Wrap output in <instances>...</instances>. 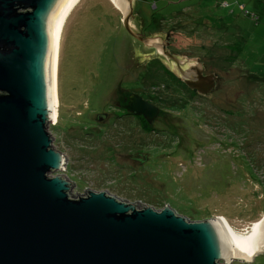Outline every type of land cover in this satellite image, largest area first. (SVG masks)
<instances>
[{
    "label": "rangeland",
    "instance_id": "rangeland-1",
    "mask_svg": "<svg viewBox=\"0 0 264 264\" xmlns=\"http://www.w3.org/2000/svg\"><path fill=\"white\" fill-rule=\"evenodd\" d=\"M77 3L61 36L57 119L48 124L64 169L49 176H65L71 198L104 190L249 231L264 216V107L249 105L255 83L245 74H264V0H133L127 23L146 43L128 34L111 0ZM165 43L182 65L199 60L214 72L207 97L167 73ZM254 86L264 104V80ZM131 94L159 108L150 122L124 109ZM229 264H264V252Z\"/></svg>",
    "mask_w": 264,
    "mask_h": 264
},
{
    "label": "water",
    "instance_id": "water-1",
    "mask_svg": "<svg viewBox=\"0 0 264 264\" xmlns=\"http://www.w3.org/2000/svg\"><path fill=\"white\" fill-rule=\"evenodd\" d=\"M68 1L0 0V264L251 263L264 252V216L238 233L221 217L191 222L167 205L139 208L104 190L71 198L70 181L49 176L63 164L48 131L54 116L50 38ZM127 2L123 27L146 43L128 26ZM165 47L163 54L178 63ZM200 80L206 95L216 75L200 73L187 85L198 87ZM128 104L148 122L159 112L138 94Z\"/></svg>",
    "mask_w": 264,
    "mask_h": 264
},
{
    "label": "bare ground",
    "instance_id": "bare-ground-1",
    "mask_svg": "<svg viewBox=\"0 0 264 264\" xmlns=\"http://www.w3.org/2000/svg\"><path fill=\"white\" fill-rule=\"evenodd\" d=\"M79 0H69L66 5L63 7L59 15L57 16L52 34H51V74H52V95H53V102H54V116L51 121H55L57 119V107L59 104L58 101V64H59V56H60V42H61V36L63 32V28L65 26V20L68 17L69 13L71 10L75 7L76 4H78ZM115 6H117L120 11L124 12L128 10V3L126 0H111ZM73 11V10H72ZM140 96V95H139ZM222 218V217H221ZM223 219V218H222ZM224 220V219H223ZM215 221V219H214ZM227 226L233 230L234 232L235 229H233L230 224L224 220ZM255 257V256H254ZM253 257V258H254Z\"/></svg>",
    "mask_w": 264,
    "mask_h": 264
},
{
    "label": "flooded vegetation",
    "instance_id": "flooded-vegetation-1",
    "mask_svg": "<svg viewBox=\"0 0 264 264\" xmlns=\"http://www.w3.org/2000/svg\"><path fill=\"white\" fill-rule=\"evenodd\" d=\"M133 1V0H132ZM133 15H134V11L132 12V17H133ZM136 39V38H135ZM165 48L171 53V51L168 49V44H166L165 43ZM172 54V53H171ZM173 55V54H172ZM174 57H176L175 55H173ZM164 57L169 61V65L167 66L166 64H164V68H165V70L167 71V73L170 75V74H172V75H174L177 79H179V80H182V83L183 84H185V85H187V83H190L193 79H194V77H196V76H200V73L202 74V75H208V74H214V72L213 71H211V70H209V71H206V67H205V65H203L199 60H192V62H195V64H197L198 63V65H199V67L198 66H195V65H191L190 63H188V62H185V63H183V65L181 64V61H180V59L178 58V57H176L177 59H178V63H175L172 59H170L169 58V56H166V55H164ZM182 60H184V59H182ZM179 68H181L182 69V71L183 72H190V74H189V76L187 75V76H184L183 74H181L180 73V70H179ZM198 84H199V81H196ZM205 85V83L204 82H202V86H204ZM190 87V86H189ZM191 88V87H190ZM203 89V87H201V86H199L198 85V87H196V86H193L191 89H195L194 90V92H196V93H198V94H203V93H201V91L199 90V89ZM208 94V93H207ZM139 95V94H138ZM141 96V95H140ZM142 97V96H141ZM125 98H126V96H124V103L122 104V106L124 107V109L126 110V111H128L127 109H126V105H129L128 103H129V98H128V102H127V100H125ZM143 98V97H142ZM143 99H145V98H143ZM146 100V99H145ZM112 111L113 112H116V111H114L113 109H112ZM148 126H146L145 125V129L147 128Z\"/></svg>",
    "mask_w": 264,
    "mask_h": 264
},
{
    "label": "trees",
    "instance_id": "trees-1",
    "mask_svg": "<svg viewBox=\"0 0 264 264\" xmlns=\"http://www.w3.org/2000/svg\"><path fill=\"white\" fill-rule=\"evenodd\" d=\"M143 22L144 23H147L148 25H151V23H152V21H151V18L149 17V18H145V19H143ZM262 59H264L263 57H262ZM244 66V65H243ZM245 67V66H244ZM246 68V67H245ZM247 69V71H248V73L247 74H245L246 76V79H248V81L249 80H252V81H254V83L255 84H253V87H254V89H253V91H252V94H251V99H252V102L250 103L249 102V105L251 106V107H253L255 110H257V109H259V110H261V113H263V111H262V109H263V107H264V104H263V102H262V99L260 98L261 96H260V93L259 92H261L262 94H263V92H262V90H256L255 89V86L254 85H256V83H257V81H263L264 80V77H260V76H264V74H260V73H258L255 69H248V68H246ZM260 74V75H259ZM218 75V74H217ZM214 90V89H213ZM213 90H211V91H213ZM210 91V92H211ZM209 92V93H210ZM208 93V94H209ZM201 96H203V97H207V94L205 95V94H202ZM212 101V100H211ZM244 101H245V98L244 97H242V99H240V101H238V103L239 102H241V104L242 105H244ZM213 102V101H212ZM149 130H152V128H150ZM167 133H168V135H170V136H172V134H174V132L172 131V130H170L169 128H168V131H167ZM261 212L263 213V210H261Z\"/></svg>",
    "mask_w": 264,
    "mask_h": 264
}]
</instances>
